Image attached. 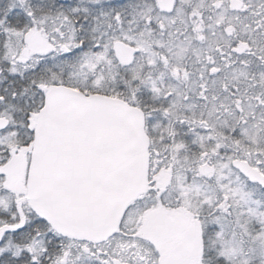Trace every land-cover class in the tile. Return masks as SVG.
Masks as SVG:
<instances>
[{"label": "snow or ice", "instance_id": "6c2138e0", "mask_svg": "<svg viewBox=\"0 0 264 264\" xmlns=\"http://www.w3.org/2000/svg\"><path fill=\"white\" fill-rule=\"evenodd\" d=\"M0 264H264V0H0Z\"/></svg>", "mask_w": 264, "mask_h": 264}]
</instances>
